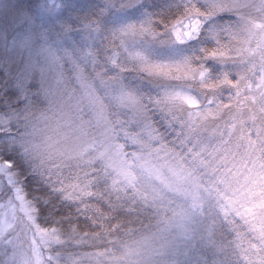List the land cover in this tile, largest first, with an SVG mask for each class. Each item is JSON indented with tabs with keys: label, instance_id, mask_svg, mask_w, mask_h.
<instances>
[{
	"label": "snow or ice",
	"instance_id": "obj_1",
	"mask_svg": "<svg viewBox=\"0 0 264 264\" xmlns=\"http://www.w3.org/2000/svg\"><path fill=\"white\" fill-rule=\"evenodd\" d=\"M145 7L142 0H26L3 15L0 117L8 128L18 104L27 107L45 81L48 62L71 48L78 62L93 63L110 90L137 101L135 115L119 125L135 141L126 142L132 152L125 159L136 179L129 183L99 161L74 175L26 164L16 137L5 133L0 190L9 203L23 191L47 227L96 230L121 213L142 211L141 201L153 206L141 195L150 189L167 197L154 170L168 167L187 189L180 213L185 259L174 264H225L228 253L235 264H264V0ZM248 103L252 109L238 116L237 106Z\"/></svg>",
	"mask_w": 264,
	"mask_h": 264
},
{
	"label": "rangeland",
	"instance_id": "obj_2",
	"mask_svg": "<svg viewBox=\"0 0 264 264\" xmlns=\"http://www.w3.org/2000/svg\"><path fill=\"white\" fill-rule=\"evenodd\" d=\"M142 2L146 6L142 11H158L173 0ZM13 6L15 0H0V20ZM125 18L136 19L137 14L127 13ZM61 55L62 59L57 57L48 62L45 81L37 83L32 91L31 102L42 103L43 110L25 133L28 137L25 141L35 143L46 139L52 153V162L46 167L53 170L59 166L79 172L82 167L98 161L106 162L120 173L121 179L132 182L136 175L132 173L131 161L125 159V153L132 152L126 142L130 145L135 141L130 138L127 127L119 125L135 115L137 101L130 95L110 90L93 63L82 58L78 62L71 48L63 49ZM251 109L250 103L241 104L235 112L239 116L241 110L248 112ZM11 119L14 123L17 117L14 115ZM243 122L244 118L238 120V123ZM9 130L7 119L0 117V134L4 136ZM69 140L75 150L63 152ZM15 143L20 151L21 141L15 140ZM239 159L237 156V162ZM237 167L241 172L247 171L244 164L237 163ZM87 170L92 171L91 167ZM137 171H140L139 167ZM154 171V179L166 189L167 197L151 189L149 193L141 194L156 201L153 206L143 201L140 204L151 215L152 229L133 239L119 241L108 237L113 243L104 245L98 237L84 234L64 237L53 228H39L23 191L14 195L9 203V198L0 190V264L13 259L16 264H174L176 260L185 259L179 251L183 247L180 213L187 189L176 183V176L168 167ZM170 184L175 186L170 187ZM223 260L225 264L229 261L235 264L231 253Z\"/></svg>",
	"mask_w": 264,
	"mask_h": 264
},
{
	"label": "trees",
	"instance_id": "obj_3",
	"mask_svg": "<svg viewBox=\"0 0 264 264\" xmlns=\"http://www.w3.org/2000/svg\"><path fill=\"white\" fill-rule=\"evenodd\" d=\"M8 133H11L13 136L16 137L17 141H21V136H24V139L27 140L28 137L25 135L24 129L20 126H16L14 124V127L9 130ZM17 135L20 136L17 137ZM2 136L0 134V143H2ZM20 140H19V139ZM17 146V145H16ZM19 146H17L18 148ZM22 147L20 149V153L22 154ZM67 174H76L77 172L75 170L66 169L65 170ZM24 194V193H23ZM141 209H143L140 206ZM94 212L99 214V209H94ZM151 215L149 212L145 211L144 209L142 211H138L132 215H128L126 213H121L119 218L111 225H107L106 227L100 228L98 227L96 230H92L90 227L81 225L78 229L75 227H47L44 225L43 221H37L36 224L41 229H55L57 232L61 233L62 236L66 237L69 235L77 236V235H87L89 237H98L100 238L99 242H101V245H104V243H113V241H110L108 237H114L116 240H122L125 238L133 239L132 237L138 236L142 232H147V230L152 229L153 220L150 217ZM114 233V234H110ZM126 234V235H125ZM90 245V244H89ZM89 245H86V248H90ZM100 245V246H101ZM99 247V246H98ZM101 249V247H99Z\"/></svg>",
	"mask_w": 264,
	"mask_h": 264
},
{
	"label": "clouds",
	"instance_id": "obj_4",
	"mask_svg": "<svg viewBox=\"0 0 264 264\" xmlns=\"http://www.w3.org/2000/svg\"><path fill=\"white\" fill-rule=\"evenodd\" d=\"M26 0H15L16 6H22ZM223 15H228L229 13H221ZM18 107L20 109V113L15 120V125H18L24 129L25 133L29 132V129L33 125L34 121L39 119V116L42 114L43 104L42 103H33L30 101L27 107H25L24 103H19ZM21 147L22 151V159L26 164H35V165H45L47 166L52 162V153L49 150V146L46 143V139H40L35 143L26 142L24 136H21ZM72 149L75 150V146L72 145L71 141H67V147L63 149V152H67V150Z\"/></svg>",
	"mask_w": 264,
	"mask_h": 264
}]
</instances>
